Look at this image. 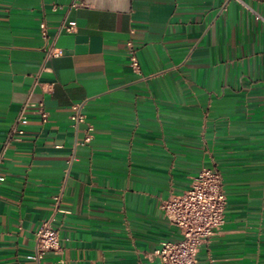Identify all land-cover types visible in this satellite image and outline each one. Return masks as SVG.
I'll list each match as a JSON object with an SVG mask.
<instances>
[{
  "label": "crops",
  "instance_id": "crops-1",
  "mask_svg": "<svg viewBox=\"0 0 264 264\" xmlns=\"http://www.w3.org/2000/svg\"><path fill=\"white\" fill-rule=\"evenodd\" d=\"M27 101L49 120L28 111L16 141ZM81 102L90 144L71 126ZM205 167L222 174L226 223L199 261L264 264V0H0V264H162L180 235L161 205ZM49 219L63 251L38 262Z\"/></svg>",
  "mask_w": 264,
  "mask_h": 264
},
{
  "label": "built area",
  "instance_id": "built-area-1",
  "mask_svg": "<svg viewBox=\"0 0 264 264\" xmlns=\"http://www.w3.org/2000/svg\"><path fill=\"white\" fill-rule=\"evenodd\" d=\"M74 6H77L74 4ZM41 35L48 42L49 30L46 20L40 23ZM77 23L70 21L62 23L59 32L75 33ZM46 60L59 57L61 52L54 44H46ZM129 60L131 68L139 73L140 61L134 50L132 42L128 43ZM86 102L76 103L72 106L71 126L78 131L81 126L85 128L86 144L93 140L94 126L87 122L85 113ZM35 110L48 122L49 113L43 102L32 103L27 101L20 112L15 125L10 130V138L21 141L25 136L23 123L26 113ZM74 158L67 162L66 176H69ZM4 177L0 175V182ZM55 213L69 214V211L61 208L62 195L55 197ZM227 197L224 190L223 178L217 168H202L194 177L191 187L181 195H171L163 201L161 210L170 225L176 227L180 238L177 240H165L155 252L162 264H202L198 259L200 247L214 236L226 223ZM63 251L61 233L55 227L53 219L42 223L36 237V253L34 260L40 262L44 257L53 253L60 255Z\"/></svg>",
  "mask_w": 264,
  "mask_h": 264
}]
</instances>
